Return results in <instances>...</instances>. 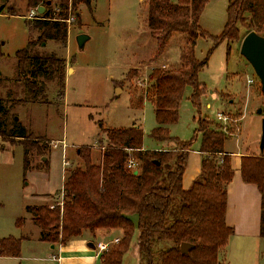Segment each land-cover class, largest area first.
I'll return each mask as SVG.
<instances>
[{
  "label": "trees",
  "instance_id": "1",
  "mask_svg": "<svg viewBox=\"0 0 264 264\" xmlns=\"http://www.w3.org/2000/svg\"><path fill=\"white\" fill-rule=\"evenodd\" d=\"M91 1L27 0L29 8H46L43 14L27 20L39 34L16 52L14 75L0 74V87L7 88L5 97L0 95V137L4 141L21 140L25 174L40 166L31 165V153L33 158L45 157L51 151V141L31 132L13 109L25 103L50 104V82L57 85L56 99L62 103L66 59L40 48L48 40L65 45L68 20L77 14L80 4L90 6ZM208 2L148 0L147 27L157 44L153 60L165 52L174 33L186 35L182 37L185 45L180 61L169 68H152L145 95L140 94V103L147 99L154 107L156 126L151 138L175 145L145 148V131L139 124L102 127L104 135L97 142L105 145L99 146L98 161L92 157L95 146H82L78 157L83 164L65 170L62 204L26 206L33 224L40 229V240L59 245L86 231L93 237L111 233L119 242L108 245L100 255V264H123L131 248L139 264H224L234 233L226 222L228 185L234 170L225 143L232 130H225L220 121L199 117L193 139L182 140L171 132L180 121L187 88H191L194 102L204 93L199 73L208 65L212 49L199 59L196 45L198 39L210 36L200 26ZM251 31L264 36V0H228L227 21L222 33L213 39V46L226 41L231 49L232 43H239ZM258 88L264 95L261 84ZM196 134L200 135L197 150L202 154L201 172L185 189L183 176ZM130 158L137 168L128 167ZM241 173L245 182L257 185L260 191V236L264 241V155L243 156ZM22 219L16 221L19 228ZM23 240L11 235L1 237L0 257L21 256ZM183 242L194 248L183 253Z\"/></svg>",
  "mask_w": 264,
  "mask_h": 264
},
{
  "label": "rangeland",
  "instance_id": "2",
  "mask_svg": "<svg viewBox=\"0 0 264 264\" xmlns=\"http://www.w3.org/2000/svg\"><path fill=\"white\" fill-rule=\"evenodd\" d=\"M227 5L228 0H209L200 18V26L210 36L198 39L196 56L203 59L212 49L208 65L199 73L204 93L194 102L192 90L187 88L180 121L171 127V132L182 140L193 139L199 117L220 121L217 113L222 111L230 117L229 123H222L223 128L232 130L225 143L226 150L249 149L264 155L261 147L264 95L259 91L260 80L252 65L241 55L243 39L232 43L231 49L226 41L213 46V39L222 33L227 21ZM148 7V0H92L90 6L80 4L77 14L73 13L68 20L67 43L48 40L40 48L66 59L65 95L59 104L58 87L50 82V104L25 103L13 109L31 132L51 141V151L45 157L33 158L31 153V165H40L38 169L25 174L21 140L4 141L0 137V238L20 237L24 227L21 230L16 221L24 218L23 224L30 223L26 206L62 204L59 190L65 168L83 164L78 157L82 146H95L92 157L98 161L99 149L105 145L97 142L104 135L102 127L141 124L146 148H170L169 143L151 138V130L156 126L154 107L147 99L140 103V94L145 95L152 68H169L180 61L185 45L182 37L186 35L174 33L165 52L153 60L157 44L147 27ZM32 10L36 8H29L27 0H0L3 53L0 74L3 76L14 75L16 52L39 34L28 25L27 20L33 19ZM10 11L16 14L10 15ZM83 33L90 39L80 49L77 36ZM249 78L255 82L249 84ZM6 91V87H0L2 97ZM199 145L200 135L196 134L193 147L197 150ZM64 159L68 161L66 165ZM262 241L260 244L249 238L241 248V237L232 240L224 264H264ZM24 247L32 250L33 245L24 244ZM123 264H139L133 248L125 255Z\"/></svg>",
  "mask_w": 264,
  "mask_h": 264
},
{
  "label": "crops",
  "instance_id": "3",
  "mask_svg": "<svg viewBox=\"0 0 264 264\" xmlns=\"http://www.w3.org/2000/svg\"><path fill=\"white\" fill-rule=\"evenodd\" d=\"M167 143L172 147V142ZM226 152L231 154V164L234 170L233 178L228 185L226 222L234 229V233L229 240L228 249L232 240H236L239 237L242 238L240 244L242 248L249 238L258 242L262 239L260 236L261 194L257 185L243 180L241 173L243 156L260 154L249 149L241 152L226 150ZM66 159L63 162L65 165L68 163ZM201 162L202 154L194 148L189 154L183 176V187L185 189L189 188L199 176ZM64 179L65 176L63 177V184ZM63 184L59 192L62 191ZM29 219L30 223L28 225H22L24 230L21 231L20 237H23L24 240L22 242L21 256H2L0 257V264H15V261H19V264H100L102 251L99 249V244L111 243L115 237L111 233H100L93 237L90 232L86 231L66 244L54 245L40 240V229L33 225L31 216H29ZM259 243L261 244V242ZM262 243L264 244V241ZM24 244H32V250L24 247Z\"/></svg>",
  "mask_w": 264,
  "mask_h": 264
},
{
  "label": "water",
  "instance_id": "4",
  "mask_svg": "<svg viewBox=\"0 0 264 264\" xmlns=\"http://www.w3.org/2000/svg\"><path fill=\"white\" fill-rule=\"evenodd\" d=\"M51 1L48 2L50 4ZM45 6L41 5L37 8L39 14L45 12ZM90 39L87 34H79L77 36V42L80 49L85 47L86 42ZM241 55L247 59L252 65L256 75L258 76L261 84L262 91L264 93V36L260 35L256 31L249 32L242 41L240 47ZM262 110H260V113ZM261 147L264 148V118L262 119V137ZM137 173V171H136ZM194 245L189 242H183L181 244V250L183 253H188Z\"/></svg>",
  "mask_w": 264,
  "mask_h": 264
},
{
  "label": "built area",
  "instance_id": "5",
  "mask_svg": "<svg viewBox=\"0 0 264 264\" xmlns=\"http://www.w3.org/2000/svg\"><path fill=\"white\" fill-rule=\"evenodd\" d=\"M36 11H37V9H36ZM36 11L35 10H32L31 11V14H30V17L31 18H36L39 15L38 11L37 12ZM254 82H255V80L253 78H249L248 79V83L249 84H253ZM217 117L224 124H227V123H229L228 121H230L229 114L224 113L222 111H220V112L217 113ZM65 163H67V162L65 161ZM128 167L129 168H132V169L137 168V163L135 162V160L133 158H130L129 159ZM112 242L117 243V242H119V239L118 238H114ZM109 244L110 243H107V244L100 243L99 244V249L103 252L104 250H106L108 248V245Z\"/></svg>",
  "mask_w": 264,
  "mask_h": 264
}]
</instances>
